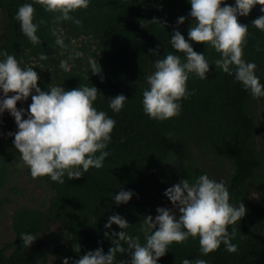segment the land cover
Masks as SVG:
<instances>
[{
    "label": "trees",
    "instance_id": "1",
    "mask_svg": "<svg viewBox=\"0 0 264 264\" xmlns=\"http://www.w3.org/2000/svg\"><path fill=\"white\" fill-rule=\"evenodd\" d=\"M31 2L0 0V53L13 55L22 68L32 67L38 73L42 91L52 86L65 90L95 86L100 95L93 106L106 112L116 125L105 149L110 155L103 161V167L90 168L79 179L69 180L65 175L63 184L41 177L53 191L49 205L46 209L25 205L15 210L12 216L15 239L0 248V264H46L41 236L48 224L60 226L64 230L62 236L67 239L54 264H63L64 258L73 264L97 248H103L107 254L113 245L105 237V231H121L115 224L105 228L108 218L115 214L129 223L123 231L138 236L143 245L146 243L141 231L144 218L153 216L164 204L172 205L164 192L173 185L160 172L168 163L175 165L178 183L181 179L194 182L205 173L213 179L208 166L225 169L229 165L231 174L225 184L229 202L236 207L243 202L247 211L235 225L228 226L229 233L233 227L237 230L232 240L238 246L237 252L230 253L221 244L217 251L204 256L198 238H189L184 243L170 245L157 264H182L184 259L198 258L208 264H264V235L258 232L264 226V151L259 145L260 119L254 109L256 102L264 97L253 99L234 75L216 68L214 61L219 55L214 49L189 41L209 61L208 78L189 74L187 89L194 94L180 101L178 116L160 121L143 111L142 93L149 88L146 77L155 71V61L169 53L184 60L183 53L177 52L170 41L176 30L188 39V32L182 28L193 22L189 0H89L87 9L70 13L81 20L82 26L72 21L53 24L54 14L34 4L33 22L39 25L36 35L41 41L36 45L21 32L20 24L14 19L18 8ZM224 2L235 6V0ZM260 7L257 5L248 16L238 19L241 24L249 25L243 59L264 70V32L251 25L254 19L264 15ZM181 16L185 22L177 25ZM41 20L45 23L40 24ZM53 29L63 39L64 47L55 43L57 36L53 35ZM80 40L90 43L91 52L82 53ZM257 45L260 51L256 50ZM151 49H157L158 55L150 53ZM41 54L48 58L41 60ZM4 58L0 55V60ZM91 60L97 61V67L100 65L99 75L92 73ZM61 61H66L67 70L60 67ZM259 79L264 84V73ZM119 94L128 100L115 113L109 108L108 99ZM31 102L29 96L26 101L17 102V108L27 109ZM23 118L27 119V114ZM8 129L12 133L18 130L9 112ZM13 141L14 136L5 138L0 186L19 170V152ZM250 185L259 195L256 204L250 202ZM120 190H131L134 194L128 203L117 205L114 196ZM22 233L37 237L28 249L22 247ZM78 245L80 251L76 252L74 248ZM122 245L126 251L116 253L114 264L130 260L127 244L122 242Z\"/></svg>",
    "mask_w": 264,
    "mask_h": 264
},
{
    "label": "clouds",
    "instance_id": "2",
    "mask_svg": "<svg viewBox=\"0 0 264 264\" xmlns=\"http://www.w3.org/2000/svg\"><path fill=\"white\" fill-rule=\"evenodd\" d=\"M189 2V15L193 22L188 30V39L176 30L170 41L177 52L183 53L184 60L179 55L169 53L155 61V71L146 77L149 88L142 93V105L144 113L151 119L163 121L180 114V101L194 94V91L190 93L187 89L189 74H195L200 79L208 78L209 61L204 53L195 51L189 41L214 49L219 55V59L214 61L216 68L234 75L253 99L264 97V84L255 75L256 64L243 59L249 25L241 24L238 19L248 16L257 5L264 13V0H235V6L226 4L224 0ZM34 4L54 14L53 24L72 21L82 26L81 20L70 13L87 9L89 0H32L20 6L14 19L20 24L21 32L36 45L41 41L36 35L39 25L33 22L36 11ZM152 21L164 26L156 19ZM184 22L185 17L181 16L177 25ZM251 25L264 32V15L254 19ZM53 35L57 36L55 43L64 47V41L55 29ZM256 50L260 51L259 45ZM150 53L158 55V50L151 49ZM0 55L5 57L0 60V90L3 93L0 96V115L8 111L18 128L15 133H8L14 136L13 143L19 152L17 167H28L33 179L47 176L61 184L65 182V175L69 180L79 179L90 168L103 167V161L110 155L105 149L111 141L116 121L93 106L98 89L95 86H80L65 90L61 86H52L48 91H42L38 86V73L32 67L22 68L17 59L7 52ZM47 58L45 54L40 56L41 60ZM90 64L92 73L99 75L102 70L100 65L97 67V61L91 60ZM60 67L67 70L66 61H61ZM9 93L13 95L9 96ZM29 96L32 102L28 108L18 109L17 102L26 101ZM108 100L109 108L119 113L128 98L119 94ZM25 114L27 119L23 118ZM133 194L131 190H120L114 196V201L117 205L126 204ZM164 195L173 208L158 207L155 218L152 215L144 218L141 231L146 243L142 245L138 236L133 237L123 231L129 223L115 214L108 218L105 228L115 224L121 231H105V237L110 238L113 245L108 253L105 254L103 248H97L73 261V264H114L116 253L126 251L122 242L127 244L130 256V260L123 264H157L170 245L184 243L189 238H198L199 250L204 256L217 251L221 244L226 251L237 252L238 246L232 243L237 230L233 227L229 233L228 226L240 221L247 210L243 202L238 207L230 204V194L223 181L211 179L205 173L194 182L181 179L167 188ZM253 197L258 199L259 195L253 193ZM20 239L22 247L28 249L37 237L22 233ZM74 251H80L79 245ZM63 264H69L68 258L63 259ZM182 264L208 262L199 258L195 261L184 259Z\"/></svg>",
    "mask_w": 264,
    "mask_h": 264
},
{
    "label": "rangeland",
    "instance_id": "3",
    "mask_svg": "<svg viewBox=\"0 0 264 264\" xmlns=\"http://www.w3.org/2000/svg\"><path fill=\"white\" fill-rule=\"evenodd\" d=\"M190 26L183 27L182 29L187 31ZM78 46L84 50L91 52V45L87 40H80ZM264 73V70L256 69L255 75L260 76ZM2 90H0V96H2ZM9 96L11 94L9 93ZM256 114L259 121V145L264 151V100H259L254 105ZM11 131L8 129V111H5L0 115V159L1 152L5 146V138ZM12 133V132H11ZM20 162V159H19ZM211 176L216 181H223L225 184L228 181L231 169L229 165L225 169L218 168L210 165L207 167ZM161 173H164L169 182L172 185L177 184V175L175 165L173 163L166 164ZM253 185L249 186V192L251 194V204L257 203V198L253 197L254 191ZM53 196V191L46 185L44 180L40 177L33 179L30 175L28 167H19V170L12 173L7 182L0 186V248L5 244L14 241L15 234L12 229V216L16 209L21 206H31L36 209H46L49 205V200ZM162 207L172 209L173 205L164 204ZM177 216L179 213H176ZM157 215V212H153V217ZM64 230L55 224H48L42 233L41 242L42 249L46 256V264H54L56 257L61 254L63 247L65 246L67 239L62 236ZM259 233L264 235V226L260 227ZM39 264H42L39 262Z\"/></svg>",
    "mask_w": 264,
    "mask_h": 264
}]
</instances>
